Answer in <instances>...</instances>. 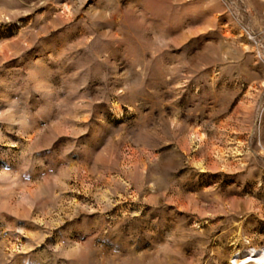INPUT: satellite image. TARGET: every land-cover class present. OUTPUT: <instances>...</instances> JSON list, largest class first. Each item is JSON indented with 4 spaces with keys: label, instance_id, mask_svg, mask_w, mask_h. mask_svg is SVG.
Returning <instances> with one entry per match:
<instances>
[{
    "label": "rangeland",
    "instance_id": "obj_1",
    "mask_svg": "<svg viewBox=\"0 0 264 264\" xmlns=\"http://www.w3.org/2000/svg\"><path fill=\"white\" fill-rule=\"evenodd\" d=\"M263 249L264 0H0V264Z\"/></svg>",
    "mask_w": 264,
    "mask_h": 264
},
{
    "label": "bare ground",
    "instance_id": "obj_2",
    "mask_svg": "<svg viewBox=\"0 0 264 264\" xmlns=\"http://www.w3.org/2000/svg\"><path fill=\"white\" fill-rule=\"evenodd\" d=\"M114 110L119 113L121 111L120 106L115 104ZM233 264H264V249L260 252L253 251L244 255L239 254L234 257Z\"/></svg>",
    "mask_w": 264,
    "mask_h": 264
}]
</instances>
